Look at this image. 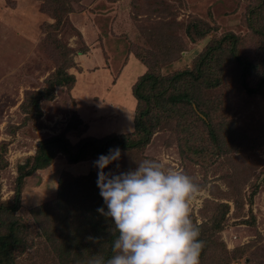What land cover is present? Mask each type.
<instances>
[{"label":"rangeland","instance_id":"obj_1","mask_svg":"<svg viewBox=\"0 0 264 264\" xmlns=\"http://www.w3.org/2000/svg\"><path fill=\"white\" fill-rule=\"evenodd\" d=\"M254 1L79 0L70 4L72 12L57 24L44 11L46 5L43 6L42 0H0V147L4 144V150H0L3 158L0 161V201L12 200L17 168L34 155L41 140L65 132L73 144L82 135L96 130L93 120L90 132L81 135L83 128L70 129L77 125L76 97L66 87H55L52 100H40L38 117L30 111V97L46 86L59 65L75 79L77 76L83 81L77 88L78 93H89L88 88H91L92 101H82L83 112L95 115L96 103L101 100L98 89L107 81L104 69L111 59L103 39L112 36L124 40L139 60L160 62L165 53L178 55L175 62L163 67L162 74L166 75L188 68L193 58L207 46L225 33L233 32L238 35L235 49L239 56L257 64L247 78L248 88H255L264 75V65L260 63L264 55V37L246 27L249 7ZM198 18L212 30L202 39L191 42L185 35V28L200 20ZM263 19L264 12H261L256 17L255 27L264 32ZM197 25L201 29L204 27L203 23ZM176 46H181L180 53L167 51ZM109 48H119L122 53V45ZM59 52L64 53L62 58ZM81 52L84 54H78ZM120 56L114 59H122ZM123 59L125 80L134 83L144 67L133 55L123 52ZM71 61L75 66L68 69ZM81 74L85 75L84 80ZM233 75L234 72L227 71L224 83L207 91L206 95L218 105L214 123H226L228 135L230 130L242 135L237 143L234 142L236 150L207 161L191 159L184 147L187 143L178 140L180 129L177 131L171 122L165 125H172L174 129L159 128L141 153L142 158L160 162L165 170L189 175L198 185L189 203L190 217L196 225H209L216 235L215 243L199 258V264H217L218 259L223 260L221 264H264V146H261V139L257 142L251 139L264 132V87L255 95H249L238 89ZM124 86L117 85L111 90L109 99L126 97ZM23 102L26 108L20 107ZM133 157L137 159L133 153H121L120 159L105 171L130 170V166L137 164ZM93 161L89 159L83 164L94 169ZM1 162L6 163L5 166ZM79 166L68 164L59 152L47 168L24 179L21 208L15 216L26 226L29 248L19 256L17 264H54L52 255L42 245L41 231L33 222L30 210L55 201L60 177L85 175L87 171ZM221 206L228 208L223 220L217 216L223 211ZM218 226H221L220 232L216 233Z\"/></svg>","mask_w":264,"mask_h":264},{"label":"trees","instance_id":"obj_2","mask_svg":"<svg viewBox=\"0 0 264 264\" xmlns=\"http://www.w3.org/2000/svg\"><path fill=\"white\" fill-rule=\"evenodd\" d=\"M42 1L43 6L47 7H44V11L59 24L62 18L64 19L72 12L70 4L79 0ZM261 12H264V0L254 1L253 6L249 7L246 27L249 31L259 33L264 37V32L255 27L256 17ZM197 23H203L204 27L201 29ZM210 27L200 19L185 28V35L193 42L194 39L205 37L212 30ZM237 37L238 35L233 32L225 33L222 38L215 40L211 46H207L203 52L193 58L188 68L166 75L162 74L163 67L175 62L178 55L169 56L165 53L160 62L144 61L139 60L136 53L129 51V45L126 46L127 54L133 55L145 68L144 73L137 78L131 89L136 102L132 130L128 133H113L102 138L84 137L73 144L63 132L43 139L37 144L34 155L17 168L12 200L0 201V264H17L19 256L29 248L26 240V226L22 224L19 217L15 216L21 208L20 197L24 179L47 168L59 152L66 157L68 164H79L81 170L84 168L82 171H87V173L60 177L55 201L34 207L30 213L33 222L41 231L42 245L52 255L54 264H87L88 259L93 255L108 258L113 254L111 246L117 232L110 218L97 211L98 208L105 207L96 185L97 170L88 169L87 165H83L85 161L95 160L99 154H107L110 148L118 146L121 153H133L137 156V159L135 157L133 159L139 163L140 159L145 160L141 153L149 144L152 135L159 128L173 130L172 125H165L171 122L175 124L177 131L180 129L181 137L178 140L187 143V146H183L189 151L187 154L191 156V159L207 161L214 156L219 157L236 150L234 142L241 139L242 135H237L231 132L232 130L228 135L226 123H214V113L218 105L206 95V92L221 86L227 71L228 73L234 72L233 76L236 78L234 82L238 89L246 91L249 95H255L264 87L263 75V80L259 85L255 88H248L247 78L251 73L253 74L257 64L239 56L236 52ZM222 42L224 46L221 45ZM57 47L62 46L57 45ZM180 47H170L167 51L177 54L182 51ZM174 48L177 49L174 50ZM59 53L62 58L64 53ZM78 54H84V52ZM70 63L68 69L75 66L73 61ZM260 63L264 65V55ZM52 76L47 80L46 86L28 101L30 111L36 117L40 115V100H52L55 87H66L71 90L76 82L74 75L63 70L60 65ZM24 106L25 102L20 105L21 108ZM75 121L77 125L70 129L76 131L81 127L84 131L86 125L77 114ZM182 134L185 135L183 138ZM256 138L251 139H254V142L261 139V146H264V132ZM3 146L4 144L1 145L0 150H4ZM251 147H254V143ZM0 161H3V158L0 157ZM1 163L3 166L6 164ZM130 167L129 169L134 170L137 164ZM80 183L86 184L87 187ZM220 208H223V211L217 216L218 219L223 220L228 208L226 206ZM4 217L8 218L5 220ZM196 226L200 230L198 239L203 241L199 257L202 258L206 250H209L215 243L216 235L210 231L212 228L209 225ZM220 228L221 226L215 228V232L219 233ZM222 261L218 259L217 264H221Z\"/></svg>","mask_w":264,"mask_h":264},{"label":"clouds","instance_id":"obj_3","mask_svg":"<svg viewBox=\"0 0 264 264\" xmlns=\"http://www.w3.org/2000/svg\"><path fill=\"white\" fill-rule=\"evenodd\" d=\"M120 156L117 146L93 161L106 207L97 211L110 218L117 236L111 256L93 255L87 264H199L203 241L189 208L198 185L153 159L137 163L134 170L106 172Z\"/></svg>","mask_w":264,"mask_h":264},{"label":"crops","instance_id":"obj_4","mask_svg":"<svg viewBox=\"0 0 264 264\" xmlns=\"http://www.w3.org/2000/svg\"><path fill=\"white\" fill-rule=\"evenodd\" d=\"M103 42H104V47H106V51H109L108 53L110 54L109 56L111 59L108 61L109 65L107 67L105 65V69H104L105 70L104 75H107V81L102 84L101 88L98 89L100 90L98 92H99L101 100L100 101L98 100L99 104L96 103V105H98V110L95 109V115L88 114L85 111L83 112L84 104L82 103V101L84 100L92 101L91 88H88L89 93L87 92H85L84 94L78 93L77 88H79L80 85H82L83 81L80 82L79 77L76 76L75 85L71 89L72 96L74 98L76 97L75 98V103H76L75 113L77 114L78 118L81 119L82 122L86 125V128L81 133V135L86 133L87 131L90 132L91 128L89 126L92 123L90 122L92 120L94 121L93 124L95 123L93 126L97 130L96 131L94 129L93 133L84 134L85 136L82 135L81 138H84V137L102 138V137H105L113 133L115 134L128 133L132 130V127H133V119L135 115L136 102L132 96L131 89H132L133 84L135 83V81L141 74L138 77H136L134 83H128L125 80L126 68L123 67L124 66L123 52L127 54L125 41L121 40L120 38H113L112 36H109L108 39L106 40L103 39ZM110 45H114V46L122 45V53L118 50L119 48H109ZM94 54L98 55V52H94ZM117 55L119 56L121 55L120 57H122V59L115 60L114 56H117ZM144 71H145V68H144ZM83 72H86V71H83ZM84 76H85L84 74H81L80 76L81 79L83 78L85 79ZM91 83H93L94 85L95 81ZM117 85H125L124 87L126 88V91L124 92L127 94V96L124 98L118 96V97H112V99H109V94L111 90H113ZM99 110L100 112H98ZM83 169L84 168H82V170Z\"/></svg>","mask_w":264,"mask_h":264}]
</instances>
